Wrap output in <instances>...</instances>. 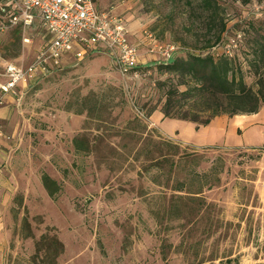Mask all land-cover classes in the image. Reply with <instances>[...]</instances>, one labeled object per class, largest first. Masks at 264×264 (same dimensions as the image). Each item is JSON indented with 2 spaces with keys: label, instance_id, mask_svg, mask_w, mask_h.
I'll return each mask as SVG.
<instances>
[{
  "label": "rangeland",
  "instance_id": "rangeland-1",
  "mask_svg": "<svg viewBox=\"0 0 264 264\" xmlns=\"http://www.w3.org/2000/svg\"><path fill=\"white\" fill-rule=\"evenodd\" d=\"M126 2L122 12L140 20L147 43L173 44L180 55L199 51L185 28L206 14L201 8L187 12L184 0ZM219 2L226 30L211 52L234 57L254 85L262 73L249 67V41L264 35V0ZM250 22L253 30L244 32ZM26 35L27 42L16 28L0 34V54L31 61L40 41ZM104 68L51 71L24 96L34 110L54 104L89 113L77 133L81 149L68 136L58 139L62 146H45L61 188L25 208L17 202L23 215L12 264H264V144L195 146L166 134L151 114L164 99L157 81L167 75L151 66L136 74ZM25 151L39 157L34 142Z\"/></svg>",
  "mask_w": 264,
  "mask_h": 264
},
{
  "label": "crops",
  "instance_id": "crops-1",
  "mask_svg": "<svg viewBox=\"0 0 264 264\" xmlns=\"http://www.w3.org/2000/svg\"><path fill=\"white\" fill-rule=\"evenodd\" d=\"M94 2L98 10H111L125 18L128 38L139 47V64L144 66L148 60L158 58L155 55L144 61L143 57L149 56L146 48L148 43L143 36L140 20L135 19L130 11L122 12L123 7L128 5L126 0ZM37 24L35 20L29 32L33 37L37 36L40 47L48 39V35ZM79 49V46L75 45L74 51L69 52L73 57H67L66 64L60 61V65L52 72L68 68L78 71L83 65L88 66L90 73L95 74L98 69L101 70L102 65L105 70L115 66L111 56L102 46L88 49L85 54L77 56L75 52ZM33 84L34 82H27L19 85L17 93L5 94L0 104V127L4 132V135H0V264H12L11 256L18 250L19 243L14 242L19 241L17 237L23 213L17 212V202L25 208L30 201L38 202L50 197L42 181L43 173L53 178L58 186L63 180L58 169L46 163L49 154L45 146L48 142L62 146L59 138L68 136L72 139L76 136L83 129L82 124L89 113L87 110L76 112L54 104L45 106L40 111L34 110L33 105L27 103L24 97ZM151 120L162 132L178 135L184 142L195 146L217 144L254 149L264 144V106L253 113L217 115L207 125L198 127L191 121L164 117L159 106L153 110ZM32 142L36 143L38 148L39 157L35 161L31 160V153L25 151L26 146Z\"/></svg>",
  "mask_w": 264,
  "mask_h": 264
},
{
  "label": "trees",
  "instance_id": "trees-1",
  "mask_svg": "<svg viewBox=\"0 0 264 264\" xmlns=\"http://www.w3.org/2000/svg\"><path fill=\"white\" fill-rule=\"evenodd\" d=\"M166 1L175 3L178 0ZM194 1L195 4L193 0H184L183 8L187 12L201 8L207 15H197L199 19L196 20L192 18L191 21L195 22H191L185 31L193 32L194 44L199 51L187 50L180 55L176 50L167 60L155 58L144 66H139L138 62L134 70L151 66L167 75L157 81L158 86L165 88L161 105L164 117L191 121L198 127L207 125L217 115L257 112L264 106V35L257 34L249 41L252 56L249 67L256 75L262 73V76L257 78L256 84H248L240 62L225 52L217 55L211 52L221 44L226 30L219 0ZM253 28L250 22L244 32L248 33ZM16 29L21 33L20 28ZM72 143L76 149H81L78 135L72 138ZM42 181L50 196H54L55 189L59 187L57 182L46 173L42 174Z\"/></svg>",
  "mask_w": 264,
  "mask_h": 264
},
{
  "label": "built area",
  "instance_id": "built-area-1",
  "mask_svg": "<svg viewBox=\"0 0 264 264\" xmlns=\"http://www.w3.org/2000/svg\"><path fill=\"white\" fill-rule=\"evenodd\" d=\"M35 20L48 39L27 64L15 63L0 54V104L5 94H16L19 85L47 76L60 65L63 55L74 51L75 45L80 48L75 52L77 56L83 50L102 46L122 74L137 73L134 68L139 62V47L128 38L125 18L111 10H98L94 0L0 1V34L18 27L23 41H28L26 33ZM174 49L175 45L152 38L147 44V52L164 60ZM0 135H4L1 127Z\"/></svg>",
  "mask_w": 264,
  "mask_h": 264
}]
</instances>
